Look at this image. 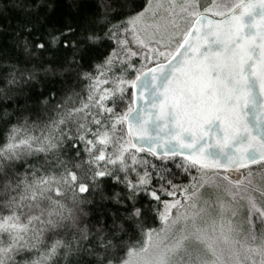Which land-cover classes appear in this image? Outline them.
<instances>
[{"label":"snow or ice","instance_id":"1","mask_svg":"<svg viewBox=\"0 0 264 264\" xmlns=\"http://www.w3.org/2000/svg\"><path fill=\"white\" fill-rule=\"evenodd\" d=\"M70 7L0 0V264H264V0Z\"/></svg>","mask_w":264,"mask_h":264},{"label":"trees","instance_id":"2","mask_svg":"<svg viewBox=\"0 0 264 264\" xmlns=\"http://www.w3.org/2000/svg\"><path fill=\"white\" fill-rule=\"evenodd\" d=\"M75 0H57L59 5L58 11L65 15L75 13V9H72L70 5L74 3ZM92 0H85V11L89 10V5ZM17 22L16 14L14 11H9L8 13L0 16V56L7 55L11 58H16L19 53L14 49L10 41L11 28L9 25H15ZM4 126L0 124V136L3 135ZM183 183H187V181H182ZM147 227L157 228L159 227V221L155 222L152 219H149L147 222ZM139 239V237H137Z\"/></svg>","mask_w":264,"mask_h":264},{"label":"rangeland","instance_id":"3","mask_svg":"<svg viewBox=\"0 0 264 264\" xmlns=\"http://www.w3.org/2000/svg\"><path fill=\"white\" fill-rule=\"evenodd\" d=\"M254 167V166H253ZM177 198H179V197H177Z\"/></svg>","mask_w":264,"mask_h":264}]
</instances>
